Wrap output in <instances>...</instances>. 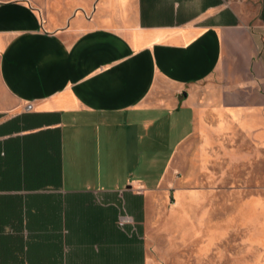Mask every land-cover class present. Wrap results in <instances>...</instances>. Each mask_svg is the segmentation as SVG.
Here are the masks:
<instances>
[{
    "label": "crops",
    "instance_id": "obj_1",
    "mask_svg": "<svg viewBox=\"0 0 264 264\" xmlns=\"http://www.w3.org/2000/svg\"><path fill=\"white\" fill-rule=\"evenodd\" d=\"M261 142L264 0H0V264H149L186 151Z\"/></svg>",
    "mask_w": 264,
    "mask_h": 264
},
{
    "label": "rangeland",
    "instance_id": "obj_2",
    "mask_svg": "<svg viewBox=\"0 0 264 264\" xmlns=\"http://www.w3.org/2000/svg\"><path fill=\"white\" fill-rule=\"evenodd\" d=\"M171 152L148 154L155 181ZM186 152L176 172L182 191L149 209V264H264V142L212 177L195 170L198 151Z\"/></svg>",
    "mask_w": 264,
    "mask_h": 264
},
{
    "label": "built area",
    "instance_id": "obj_3",
    "mask_svg": "<svg viewBox=\"0 0 264 264\" xmlns=\"http://www.w3.org/2000/svg\"><path fill=\"white\" fill-rule=\"evenodd\" d=\"M28 108H31V105H29Z\"/></svg>",
    "mask_w": 264,
    "mask_h": 264
}]
</instances>
